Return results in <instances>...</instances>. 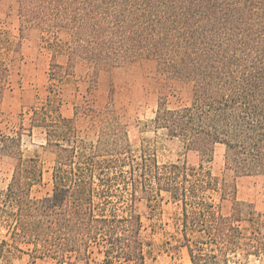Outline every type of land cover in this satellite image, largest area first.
Returning a JSON list of instances; mask_svg holds the SVG:
<instances>
[{"label":"trees","instance_id":"obj_1","mask_svg":"<svg viewBox=\"0 0 264 264\" xmlns=\"http://www.w3.org/2000/svg\"><path fill=\"white\" fill-rule=\"evenodd\" d=\"M9 1L21 38L38 30L65 55L64 68L51 65L52 81L71 76L78 62L100 72L151 61L166 76L191 84L188 104L169 108L160 98L152 122L199 162L159 165L137 157L109 107L80 113L96 128L95 140L86 142L70 121L52 116L48 99L31 121L46 130L54 156L49 195L31 196L42 170L36 159H23L20 136L0 135V155L15 162L0 210L6 230L0 258L12 249L22 252V245L55 264H89L96 248L103 264H146L135 206L165 194L180 211L179 243L191 264L264 260V215L238 201L235 188L208 167L219 145L226 170L264 178V0ZM9 75L0 58V99ZM227 200L225 216L220 203Z\"/></svg>","mask_w":264,"mask_h":264},{"label":"rangeland","instance_id":"obj_2","mask_svg":"<svg viewBox=\"0 0 264 264\" xmlns=\"http://www.w3.org/2000/svg\"><path fill=\"white\" fill-rule=\"evenodd\" d=\"M18 29L15 5L9 0H0V58L10 70L8 89L0 99V135H19L23 159L38 161L42 180L32 188V197H45L52 188L54 156L46 148V130L31 121L33 111L46 107L48 99L53 106L50 108L52 116L58 115L70 121L72 129L86 142L95 140L96 128L80 113L87 108L102 110L109 107L126 127L131 150L137 157L150 156L159 165L176 162L198 164L196 153L186 151L178 141L170 140L165 132L156 131L152 122L160 98L166 100L169 108L188 104L191 84L166 76L151 61L100 72L78 62L71 76L60 82L52 81L51 65L64 68L65 55L57 48L54 39L38 30H27L21 38ZM76 108L80 110L79 115ZM14 163L13 159L0 155V210ZM208 167L213 176L235 188L238 201L250 204L256 216L264 215L263 177H236L226 170L224 148L219 145L215 147ZM213 199L218 202L216 196ZM230 207L229 200L221 202V213L230 215ZM135 210L142 221L146 264H191L186 249L179 243L180 211L167 195L161 194L155 202L142 199L136 203ZM238 226L243 233L249 228L244 221ZM5 235L6 230L0 221V241L6 239ZM19 248L23 251L12 249L5 252L0 264H55L49 258L32 256L22 245ZM9 249L10 246L7 247ZM102 260L99 250L93 248L89 264H103ZM228 264H233V260ZM247 264H264V260L249 258Z\"/></svg>","mask_w":264,"mask_h":264}]
</instances>
